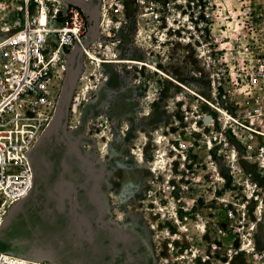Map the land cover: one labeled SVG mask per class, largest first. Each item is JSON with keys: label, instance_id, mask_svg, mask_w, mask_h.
Segmentation results:
<instances>
[{"label": "rangeland", "instance_id": "374dc122", "mask_svg": "<svg viewBox=\"0 0 264 264\" xmlns=\"http://www.w3.org/2000/svg\"><path fill=\"white\" fill-rule=\"evenodd\" d=\"M67 2L87 12L88 29L64 49L63 112L33 149L35 187L11 207L0 252L32 264H222L224 250L241 240L213 199L229 188L217 169L205 167L210 154L192 120L196 111L219 119L228 98L222 62L236 64L242 48L207 46L201 29L199 39L171 13L168 26L152 20L139 0ZM246 2L257 35L264 0ZM225 6L236 18L240 3ZM228 26L227 35L236 36L234 23ZM249 170L263 188L264 178ZM254 209L249 206L247 220L256 223L248 239L255 249L233 252L231 264H264V203L261 215ZM213 241L218 255L207 250Z\"/></svg>", "mask_w": 264, "mask_h": 264}, {"label": "built area", "instance_id": "2783aa9c", "mask_svg": "<svg viewBox=\"0 0 264 264\" xmlns=\"http://www.w3.org/2000/svg\"><path fill=\"white\" fill-rule=\"evenodd\" d=\"M235 1L240 3L236 18L225 6L226 0H139V9L148 12L152 20L168 26L171 13L199 39L196 30L201 29L207 46H224L220 51L225 52L242 48L235 51L241 60H235L236 64L223 61L220 70L224 82L221 90L228 97L222 110L231 120L198 111L192 120V128L199 131L210 154L205 167L217 169L216 174L229 188L224 195H213V199L229 224L228 231L241 240L236 249L226 250L223 264H231L235 251H254L248 239L256 223L247 220L249 206L255 205L253 213L261 215L264 203V187L249 170L251 167L264 178V26L261 34L255 35L251 5L246 0ZM86 17L85 10L67 0H0V229L11 207L33 190L31 152L55 117L66 79L64 49L73 48L85 38ZM225 20L217 32L215 26ZM232 23L237 33L233 37L227 35L228 24ZM235 27L241 28L240 32ZM207 54L203 62L208 66L212 55ZM215 75L219 77V73ZM213 98L217 102L215 94ZM212 105L220 109L219 103L217 107ZM206 117L209 124L203 122ZM180 167L190 172L185 163ZM207 247L213 254L219 252L216 241ZM0 264L31 263L24 257L0 252Z\"/></svg>", "mask_w": 264, "mask_h": 264}, {"label": "water", "instance_id": "95a60500", "mask_svg": "<svg viewBox=\"0 0 264 264\" xmlns=\"http://www.w3.org/2000/svg\"><path fill=\"white\" fill-rule=\"evenodd\" d=\"M67 73H66V79H65V83H64V87H63V90H62V94H61V97H60V102H59V106H58V109H57V112L55 114V117L53 120H55V118H57L58 116L61 115V113L63 112V107H64V104H65V101H66V97H67V91H68V88H67ZM205 124H209V118L206 117L203 121ZM10 217H11V212H10V215L8 216V218L6 219L5 221V224H8L9 221H10Z\"/></svg>", "mask_w": 264, "mask_h": 264}, {"label": "flooded vegetation", "instance_id": "af4514ba", "mask_svg": "<svg viewBox=\"0 0 264 264\" xmlns=\"http://www.w3.org/2000/svg\"><path fill=\"white\" fill-rule=\"evenodd\" d=\"M30 157H31V163H32V166H33V169H34L35 181H36V173H35V167H34V161H33V151L31 152V156H30ZM34 187H35V183H34ZM34 187H33V190H34ZM222 187H223V188H224V187L226 188L225 185H223ZM33 190H32V192H31V194L33 193ZM31 194H30V195H31ZM30 195H29V197H30ZM222 217H223V214H222ZM223 219H224V218H223ZM209 243H210V242H209ZM209 243H208V244H209ZM207 250H209L208 247H207ZM209 252H210V251H209ZM225 252H226V249L224 250V254H225ZM210 253H211V252H210ZM219 253H220V252H217V253H215V254L218 255ZM212 254H213V253H212ZM224 254H223V256H222L223 258H225V255H224ZM225 260H226V258H225ZM223 263H224V262H223ZM223 263H222V264H223Z\"/></svg>", "mask_w": 264, "mask_h": 264}, {"label": "bare ground", "instance_id": "6f19581e", "mask_svg": "<svg viewBox=\"0 0 264 264\" xmlns=\"http://www.w3.org/2000/svg\"><path fill=\"white\" fill-rule=\"evenodd\" d=\"M42 18H43V16H42ZM88 55H89V57H91V58L93 59V61H95V63L98 62V59H97L96 57H94L92 54L88 53ZM214 108H215V107H214ZM219 113L221 114V116H225L226 119H228V120L231 119L230 116H228V114H226L224 110L220 109V110H219ZM30 263H31V262H30ZM33 263H34V264H40V263H37V262H33ZM31 264H32V263H31Z\"/></svg>", "mask_w": 264, "mask_h": 264}]
</instances>
